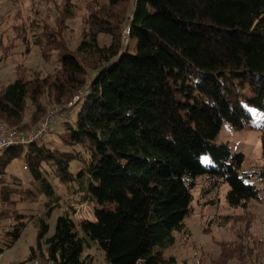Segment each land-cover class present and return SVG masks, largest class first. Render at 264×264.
<instances>
[{
	"label": "trees",
	"instance_id": "1",
	"mask_svg": "<svg viewBox=\"0 0 264 264\" xmlns=\"http://www.w3.org/2000/svg\"><path fill=\"white\" fill-rule=\"evenodd\" d=\"M64 1L71 17V1ZM128 1L130 20L117 9ZM94 3L76 46L60 32L46 30V42L33 34L44 58L57 51L54 73L26 76L20 65L0 92V119L11 126L21 127L30 108L39 122L45 102L54 106L50 113L63 111L50 137L0 154V221L10 226L0 228V243H15L34 219L18 203L45 195L46 211L34 219L36 243L24 262L94 264L85 254L89 237L111 264H178L167 251L176 233L186 231L199 176L226 183L227 202L236 208L247 209L264 191L247 182L254 174L243 171L245 154L218 141L226 122L243 129L253 125V108L264 112V0ZM126 24L137 40L135 53L122 44ZM102 34L111 37L109 44H100ZM261 147L264 161V134ZM16 159L30 174L26 188L9 181V175L19 179L9 170ZM74 160L81 165L75 171ZM256 174L264 183V168ZM61 187L96 202V220L77 223L66 212L49 235ZM3 251L0 245V256Z\"/></svg>",
	"mask_w": 264,
	"mask_h": 264
},
{
	"label": "rangeland",
	"instance_id": "2",
	"mask_svg": "<svg viewBox=\"0 0 264 264\" xmlns=\"http://www.w3.org/2000/svg\"><path fill=\"white\" fill-rule=\"evenodd\" d=\"M70 1L71 17L65 14L64 0H0V37L6 45V50L4 48L0 50V92L18 77V66L20 65L22 69L25 68L26 76L32 74V76H45L55 72L57 51H53L51 57L44 58L39 47L34 45L33 34L35 32L44 38V42L47 39L46 30L52 33H63V41L69 42L72 46H76L84 38L89 28L88 16L95 4L94 0ZM117 9L127 20H130L132 10L130 1ZM128 24L124 25V29ZM19 33L26 34L33 40L29 39V42L22 40ZM123 39L124 32L122 44L125 45ZM110 42L109 35L100 36V44L106 45ZM136 44L137 40L130 37L125 51L135 53ZM76 101L77 98L68 102L65 107L73 106ZM44 105L47 110L46 114L49 115L54 106L49 102H45ZM61 108L62 106L54 110L59 109V116L62 118ZM253 109V125L236 129L226 122L218 141L229 143L233 151H242L245 154L243 171L254 174L253 177L247 179V182L263 188L264 183L260 181L256 172L264 168L261 147L264 134V112L257 108ZM32 111L33 108L28 109L21 127L11 126L7 121L0 120L5 121L8 126L22 135L29 136L48 116L44 114L43 117L37 118L39 120L37 122L33 117L31 118ZM60 117L58 123L61 122ZM53 129L49 130L48 136ZM204 161L207 162L206 158ZM79 164L77 160L72 162L74 171L81 166ZM9 170L10 174L14 173L17 177L19 176V179L8 176L10 183L14 182V186L26 188L30 185V174L24 169L23 160L16 159ZM228 188V185L222 181L216 182L206 176L197 178V184L193 189L192 212L186 219V231L176 233V243L167 251V255H174L177 258L178 264H264V191L261 192V199L251 201L246 209L229 205L226 199ZM60 193L62 200L53 209L48 219L51 226L49 235L54 233L58 217L66 212L71 213L77 223L84 219L96 220V202H83L81 193L77 194L69 188L61 187ZM15 196L21 200L19 195ZM46 201L47 197L43 195L36 202L20 201L17 206L20 207L22 213L27 216L31 215L35 219L44 215ZM34 219L27 222L22 236L15 243L9 246L6 241L0 243L4 247L3 254L0 256V264L26 263L24 261L29 256L30 247L36 243L38 234ZM0 228L9 229L8 221L1 220ZM85 254L93 256L94 264H111L107 261L104 250L89 237Z\"/></svg>",
	"mask_w": 264,
	"mask_h": 264
},
{
	"label": "built area",
	"instance_id": "3",
	"mask_svg": "<svg viewBox=\"0 0 264 264\" xmlns=\"http://www.w3.org/2000/svg\"><path fill=\"white\" fill-rule=\"evenodd\" d=\"M130 33H131V25H128L124 29L123 42L125 43V45L128 44L129 41L128 38L130 36ZM59 114H60V110L55 109L44 119V121L40 124L37 130L29 136L22 135L17 130L8 126V124L5 121L0 120V154L2 151H4L5 149L11 146L18 144H29L31 142L36 141L38 138L45 136L49 132L51 125L56 121ZM24 264H55V263L53 261H48L40 257H37Z\"/></svg>",
	"mask_w": 264,
	"mask_h": 264
},
{
	"label": "bare ground",
	"instance_id": "4",
	"mask_svg": "<svg viewBox=\"0 0 264 264\" xmlns=\"http://www.w3.org/2000/svg\"><path fill=\"white\" fill-rule=\"evenodd\" d=\"M129 39V38H128Z\"/></svg>",
	"mask_w": 264,
	"mask_h": 264
}]
</instances>
